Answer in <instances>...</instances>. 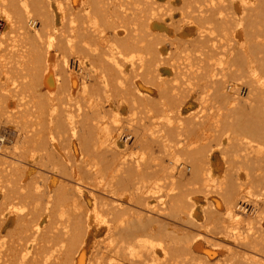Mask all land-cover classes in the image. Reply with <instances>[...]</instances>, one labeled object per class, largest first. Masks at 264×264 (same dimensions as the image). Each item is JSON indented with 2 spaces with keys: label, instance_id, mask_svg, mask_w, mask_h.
<instances>
[{
  "label": "bare ground",
  "instance_id": "obj_1",
  "mask_svg": "<svg viewBox=\"0 0 264 264\" xmlns=\"http://www.w3.org/2000/svg\"><path fill=\"white\" fill-rule=\"evenodd\" d=\"M5 46L0 264H264V0H0Z\"/></svg>",
  "mask_w": 264,
  "mask_h": 264
},
{
  "label": "rangeland",
  "instance_id": "obj_2",
  "mask_svg": "<svg viewBox=\"0 0 264 264\" xmlns=\"http://www.w3.org/2000/svg\"><path fill=\"white\" fill-rule=\"evenodd\" d=\"M246 11H244V13H245ZM247 14V13H246ZM2 30H4V28H2L1 29V31ZM4 49H6V50H4ZM4 49H3V51H2V54L0 55L1 57H0V62H3V63H5V60H6V58L8 57V58H10L11 57V55L12 54H10V53H8L7 52V46H5L4 47ZM6 51V52H5ZM3 55V56H2ZM14 56V57H13ZM12 57H11V59H15V58H17L18 56H15V55H13ZM22 57V56H21ZM21 57H19L17 60H19ZM8 58H7V60H8ZM6 60V61H7ZM68 63H72V61H70V58H68ZM8 81H10V80H8ZM6 86H8V88H10L11 87V85L10 84H8V85H6ZM10 86V87H9ZM7 88V87H6ZM8 94V92H6L5 91V93L4 94ZM6 94V95H7ZM7 105L9 106V105H11V104H8L7 103ZM125 140V139H124ZM128 144L130 145L131 144V141H128ZM99 227L100 228H98L99 229V234H103V232H104V230H103V225L102 224H99ZM5 227H3V228H1L0 229V234H3V233H5V229H4ZM99 238H102V237H99ZM88 246L87 245H85V246H83V249L77 254V256L74 258V260L72 261V262H70V264H100V262H101V260H95V261H93L92 263H89L88 261H89V259H90V255H88L89 254V252L90 251H88ZM89 256V257H88ZM89 258V259H88ZM77 260H78V262H77ZM86 260H87V262H86ZM90 261H92V260H90ZM74 262V263H73ZM105 262V260H103V263ZM102 263V262H101ZM102 263V264H103Z\"/></svg>",
  "mask_w": 264,
  "mask_h": 264
}]
</instances>
